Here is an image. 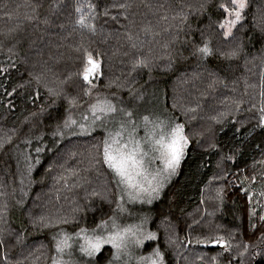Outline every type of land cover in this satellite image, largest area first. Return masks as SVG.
I'll use <instances>...</instances> for the list:
<instances>
[{
  "label": "trees",
  "instance_id": "obj_1",
  "mask_svg": "<svg viewBox=\"0 0 264 264\" xmlns=\"http://www.w3.org/2000/svg\"><path fill=\"white\" fill-rule=\"evenodd\" d=\"M16 1L23 3L24 0ZM27 1L40 7L51 0ZM0 2L2 6H18L14 0ZM92 2L97 6L98 15L92 13L95 18L85 22L94 27L92 30L79 24L74 27V11L69 12L72 7L46 14L43 35L39 36L41 42L37 39L33 45L28 70L15 59L0 55L1 194L6 188L5 195L0 194V264H52L54 257L62 264H138L137 259L142 258H137V254L152 255L154 249L162 254L163 264H172L177 249L163 242L162 219L167 221L169 229L177 230L179 241L185 244L193 234L203 241L192 243L226 241L227 247L192 248L216 253L217 262L213 264H264V220L260 219L264 215V123L257 121L256 113L247 109L251 105L247 93H242L246 105L237 118L229 116L227 105L228 86L236 85L234 79L244 73L248 63L246 54L252 56L264 48V0H246L243 19L233 27L232 34L241 47L236 55H230L238 49L231 40H223L229 37L224 36V29L220 27L230 17L220 5L231 8V0ZM114 6L115 17L105 16ZM4 21L9 19L2 18ZM121 27L124 30L118 33ZM74 28L79 47L76 39L74 42L66 39L64 58L57 61L47 57L56 53L59 41L51 36H64ZM80 30H87L89 35ZM115 32L120 35L114 36ZM206 44L212 47L206 61L202 65L190 64V53ZM84 48L92 51L80 59ZM112 51L118 53L119 59H115L117 55H110ZM89 55L101 67L86 83L81 73ZM34 63L38 67L33 69ZM183 73H193L199 88L206 90L217 77L210 89L213 91L211 114L201 113L197 120L187 122L186 116L173 107L171 83ZM152 83L159 89L161 103L173 123L183 126L188 143L175 172L161 192L149 199L151 202L126 203L127 197L121 195L115 174L103 163L100 152L107 134L119 131L121 123L126 125L123 132L135 133L134 125L128 117L117 115L112 122L104 124V129L102 126L93 130L83 120L87 108L83 116H77L76 110L86 105L95 93L127 103L137 91ZM198 108L201 107L196 105L193 113ZM69 120L78 123L64 128ZM150 120L157 122L159 118ZM80 122L90 126L85 134H80ZM88 159H97L99 163L91 166ZM65 164L81 173L64 171ZM98 171L106 174L107 183H98L102 177ZM55 177L60 178L57 183ZM87 177L82 192L81 183ZM95 187V196H89ZM102 188L110 190L105 198L97 194L106 193ZM208 188H212L213 195H218L214 202H208L213 212L209 217L199 211L203 208L205 212L207 208L208 203L204 205L203 200ZM249 190H256L257 214H261L253 220L248 215ZM60 209L63 216L57 213ZM119 211L126 213L116 217ZM193 212V217L198 218L195 225L188 218ZM59 218L64 221H57ZM126 219L154 233L155 238L138 246L133 243L131 254L128 255L129 249L121 253L125 256L122 260L113 259L116 250L109 244L95 256L83 257L86 254L79 250V236L108 232L113 220L119 225ZM101 221L105 225L97 228ZM81 228L87 231L78 236ZM64 234L72 237L68 240L73 246L65 253H57L54 243ZM73 253L76 255L72 256ZM196 264L208 263L199 260Z\"/></svg>",
  "mask_w": 264,
  "mask_h": 264
},
{
  "label": "rangeland",
  "instance_id": "obj_2",
  "mask_svg": "<svg viewBox=\"0 0 264 264\" xmlns=\"http://www.w3.org/2000/svg\"><path fill=\"white\" fill-rule=\"evenodd\" d=\"M69 1H71V3H69ZM57 2L58 0H51V1H48L46 6H40V7L34 6L31 2L27 0H24L23 3L22 2L17 3V1L14 0V3L15 4L17 3L18 6H2V2H0V55H3L4 57L5 56L10 57L11 60L15 59L18 63H20L24 67L25 70H28L30 67V61L33 58L31 57L32 52L34 50L33 45L36 43L37 39H39V41L41 42V37L39 36L43 35L42 34V24L43 22H45V19L47 22L48 17L46 16V14L51 15L53 12H55L56 14V12H60L61 10H67L69 9V7H72L73 10L70 9L69 12L73 13L74 11V14H75V19L73 20L74 27L77 26L78 24L77 21L80 19L81 15L85 16V22L91 18H95L94 16H91L92 13H95L96 15H98L97 6H94L92 0H60L58 4H56ZM84 4H87V6H85ZM89 5L93 6L91 12L89 11V7H88ZM77 7L81 8V12L76 11ZM94 9L95 11H93ZM108 10H109V14L105 16H108V18H114L115 17L114 16L115 6L111 7ZM2 18H6V19L8 18L9 21L2 22ZM231 18L232 17H228L224 21V23L227 24L228 19H231ZM68 26L69 28L71 27L70 25ZM88 29L92 30L94 29V27L90 25ZM123 30H124V27H121L117 31L119 33V32H122ZM233 31L234 30L232 28L231 34L233 33ZM80 32H84L87 35H89L87 30L85 31L80 30ZM76 33H77V29L74 28L72 30H69V32L64 36L63 35H52L51 36L52 39L54 37H57L59 38V41H58V44H56L55 46L56 53L49 54L47 55V57L52 58L53 60L57 59V61L58 59L64 58V56L62 55L64 54L66 39L71 40V42L72 41L74 42V40L76 39L75 44L79 47L80 42L78 41V37H77L78 33L77 34ZM114 34H115L114 36H117V37L120 35V34L116 35V32ZM228 37L229 38H224L223 40L224 41L231 40V43H234L233 47L237 48L238 51L235 54H230V55H236L238 52L241 51L240 44L239 43L237 44L238 40L236 39L235 34H232L231 36H228ZM104 42L105 41L101 43H104ZM231 43L224 42V44H228V45ZM204 47H207L209 49V52L207 54H204L203 52L199 51L200 49H203ZM204 47L198 49L197 52L195 53H190L189 57L192 58L191 60L192 63L190 64L202 65V63L206 61L207 57L212 51V47L209 44H206ZM74 48L75 46L73 47V49ZM91 51L92 49H88V48L81 49L80 59L84 57V55L89 54ZM114 51H115V48H114ZM114 51H112L110 55L111 56L117 55V58L115 59H119L118 53ZM250 54H246L245 56V58H248L247 59L248 63H247L246 68L245 67L243 68L244 73L238 74L237 77L234 79V81H236V85L232 86V84L231 85L229 84L228 86V90L230 93L229 95L230 98H228L227 100L228 101L227 102L228 113H229V116H232L233 118H237L238 114L242 110H244L245 105H246L244 104V101H242V93H247L246 95L249 96L251 100L250 101L251 105H248L247 109H250V113H256L257 116L255 118L257 121H260L261 117H264V48L258 50L257 53H255L252 56H250ZM184 60L187 62V59L184 58ZM31 67L33 69L34 67L35 68L38 67V63L32 64ZM50 69L51 67L48 68V71H50ZM76 73H77V69H76ZM48 79H50V75ZM197 79L198 78L193 73L190 75L188 73H183L177 76V78L174 79L171 83V88H172L171 91L174 96L172 105L175 109H178L180 112L184 114V116H186L187 119L185 120L187 122H188V119L197 120V118L200 117L201 113H205V116H206L207 114H211L213 111V106H211L213 102V97L210 96L211 94H213V91H211L210 89L212 88V86H215L217 77L213 78L210 81V84H212V86H209V90L208 89L206 90V88L200 89ZM159 93H160L159 89L154 83L149 84L146 88L137 91L127 103H122L118 101L116 98L113 99L111 97L110 98L106 97L103 94L95 93L96 95L92 97V99H90L86 103V105L76 110L77 116H83L84 111L87 108L85 115H88L89 120L85 122L89 123V125L91 124L93 127V130L99 129L98 127H102V126L104 129L105 128L104 124L112 122L116 118L117 115H123V113L119 111L120 109H123L126 112L132 113V116L128 118L131 120V123L134 125L135 128L133 129H135L136 132L131 133V135H129V133L123 132V137L122 138L118 137L117 139L119 140L121 144L125 143L129 139H134V140L142 142V147H144V150L148 152V155L144 158V164H143L145 176H147V179H151L153 174L160 172L158 180L162 184V187L159 188L158 193H155L150 197L148 193H143V192L138 193L135 191V189L127 188L124 184L120 182V178L113 172L116 177L118 190L121 192V195H124L125 197H127L125 201L126 203H128L129 201H133L136 203H142L143 201H147L153 197H156L161 192L163 186H165L169 177L171 176V174H169L167 171H160L161 169H163L164 165H163V162L158 158L159 154L150 150L148 147H146L148 143V138L150 135H157L161 133L162 131L168 132L171 130L172 127L179 125L177 122L173 123L170 114L168 113L167 109L164 107L163 103H161V98H160ZM204 96H205V99L203 100ZM98 100L110 101L113 105H115L118 111L114 115H110L107 119H104L102 121H96L95 123H93L92 118H91V113L89 112V108L92 104H95ZM224 100L225 98L223 99V101ZM87 104L89 105L87 106ZM196 105H199L201 108L196 109L195 110L196 113H193V110L195 109ZM208 107L210 108V110H208ZM198 110H200L199 113H198ZM144 116H148L149 118H152V117L159 118V121L162 122V125H164L165 127H162V128L157 127L156 133H152L153 125L151 123L146 124V122L143 120ZM78 118L79 117H76L75 119L78 120ZM135 120H142V122L137 124ZM159 121L157 122L159 123ZM88 128H90V126H88ZM116 132L117 131H115L112 135H115ZM98 163L99 161L97 162V159L96 161H92V160L90 161L88 159V164L91 166H96ZM63 170L71 171L73 174L81 173L80 171H74L70 169L69 167L66 166V164L63 166ZM97 173H98V176L99 174H102L101 179H98V183L99 184L107 183L106 174L103 171L102 173L99 171ZM145 176L136 175L135 179L138 181H142L145 187H147L148 186L147 179H145ZM87 179L88 177L85 180H83L81 183L82 192H84L83 191L84 185ZM219 179L220 177H218L217 179L215 178L214 181H217ZM58 180H60V178L55 177V183H57ZM96 187L93 188V191L90 192L89 196H92V197L95 196ZM153 187H155V183L153 184ZM103 190L106 193L97 192L100 198H105L110 193L109 189H106V190L103 189ZM5 192H6V188H4V190L2 191V194L0 191V194L4 196ZM133 196H135V199L132 198ZM217 196L213 195L212 188L206 189L204 192V200H203L204 205H206L209 202V200L215 201ZM262 197L264 199V194ZM247 198H248V206H249L248 208L249 218L250 220L256 219L258 216H261V214L259 215L257 214L259 207L257 206L258 200L256 198V190L255 192L249 190V195L247 196ZM140 205H137V208L140 207ZM211 206L212 204L208 203L207 208L205 209V212L203 208L201 210L199 209L198 210L204 215H206L207 217H209L213 215V212L210 210ZM80 210L81 208L78 209V211ZM61 211L62 210L60 209L57 213L61 215ZM119 212L120 213L116 214V217L121 216L123 213H126L125 211L124 212L119 211ZM194 212L191 215H188V218L192 225H195L198 221V218L193 217ZM250 212L254 213V215H250ZM59 219L60 220H57V221H60V222L64 221L63 218L62 219L59 218ZM131 222H132L131 220L126 219L125 222H122V224L120 223L119 225L121 228L135 226V229H139L142 232V235H138L136 238L141 239L143 242L147 240H151V239H144V237L148 236L150 231H148L146 228H141L140 225H136L137 223L135 221L133 223ZM160 222H161L160 223L161 227L165 224L163 226V231H164V236L162 238L163 242L169 248L175 249V250L177 249L175 252L176 259L173 261L172 264H196L197 261L199 260L206 262L208 264H213L217 262L215 261L218 256L216 253H207L206 251H201L199 249H192L193 246H191V244L193 243L191 241H195V242L203 241L201 240L202 238L199 237L197 234H193L192 237L194 239L192 237H189L191 238L189 241H187L189 243L185 244L183 241L181 240L179 241L177 230L175 232V230L173 231L172 228L169 229L167 225L168 224L167 221L162 219ZM100 230L98 232H100ZM108 232L100 233L96 235H106ZM189 235L191 234L189 233ZM63 236H67V234L59 236L57 240L62 239ZM67 237L69 238L70 236H67ZM79 237H80V240L78 244L80 246L83 243V240L81 239V236ZM70 238L72 240V237ZM68 243L70 246H73L70 240H68ZM133 243H135V239H132V242H130L128 245L127 249L130 250L128 255L131 254L130 252H131ZM55 244L56 243H54V247H55ZM138 245L139 244H137V246ZM69 248L65 249L63 253L67 252ZM55 250H56V247H55ZM75 255L76 253H73L72 256H75ZM83 257L90 258L87 255H84ZM136 257L144 258L141 260L137 259L138 264H150V258H154L152 255H144V254H140V255L137 254ZM124 258L125 256L121 254L120 260Z\"/></svg>",
  "mask_w": 264,
  "mask_h": 264
},
{
  "label": "snow or ice",
  "instance_id": "obj_3",
  "mask_svg": "<svg viewBox=\"0 0 264 264\" xmlns=\"http://www.w3.org/2000/svg\"><path fill=\"white\" fill-rule=\"evenodd\" d=\"M231 5V8L226 7L224 4L220 5L224 12L227 13L228 16L232 17L231 19H228L227 24L223 21L220 24V27L224 29L225 37L230 36L232 28L243 19L242 11L246 7V0H231ZM88 7L91 12L93 6L89 5ZM76 11L81 12V8L77 7ZM77 23L83 26H89L85 23V16L83 15L80 16ZM199 51L207 54L209 49L204 47ZM100 67V63L92 59L91 55H89L81 73L83 80L86 83L90 82V77L97 73ZM117 111L118 110L115 105L108 100H98L89 108L93 123L107 119L110 115L117 113ZM119 111L122 112L125 117L132 116L131 112H126L123 109H120ZM83 120L87 121L88 116L85 115ZM143 120L146 124L151 123L153 125L152 133H156L157 127H163L162 122H154L150 120L148 116H144ZM77 123L78 122L75 120L66 121L64 123V128H68L70 124L77 125ZM261 123H264V117H261ZM78 127L80 128V134H85L87 132L88 125L86 123H80L78 124ZM125 127V123H121L120 130L117 131L115 135L109 133L105 136L100 152L103 163L106 164L120 178V182L127 188L135 189L138 193H148L151 197L153 194L158 193L159 188L162 187V184L158 180L160 172L153 174L151 179H147L143 164L144 158L148 155V152L144 150V147H142V142L129 139L125 143L121 144L117 139L118 137H123V130ZM54 135H59V133H54ZM187 143L188 139L183 135V126L176 125L168 132L162 131L157 135H150L146 147L159 154L158 158L164 165L163 169L160 171H167L169 174H173L183 157L184 149ZM136 175L145 176L148 186L145 187L142 181L136 180ZM154 183L155 187H153ZM132 198L135 199V196ZM149 202H151V200H149ZM250 215H254V213L250 212ZM260 219L264 220V215H262ZM105 223V221H101L97 224V228H101V226L105 225ZM86 231V229L81 228L77 232V235L79 236L81 233H85ZM91 231L92 233H95L96 229ZM138 235H142V232L139 229H135V226L121 228L120 225L113 220L111 224V231H109L106 235L92 234L81 236L83 243L80 245L79 250L87 256L92 257L101 252L104 245L110 244L111 247L116 250L113 253V259H119L121 253L124 252L128 248L129 243L132 242V239H135L136 244L143 242L141 239L136 238ZM154 238V233H149L148 236L144 237V239ZM68 239L69 238L67 236H63L62 239L57 240L55 244L57 253H63L65 249L70 247ZM213 243L222 244L227 247V242L223 239L214 240ZM152 256L154 258H150V264H163L162 254L158 249L153 250ZM52 264H62V261L54 257Z\"/></svg>",
  "mask_w": 264,
  "mask_h": 264
},
{
  "label": "water",
  "instance_id": "obj_4",
  "mask_svg": "<svg viewBox=\"0 0 264 264\" xmlns=\"http://www.w3.org/2000/svg\"><path fill=\"white\" fill-rule=\"evenodd\" d=\"M191 246L193 247H197V246H200V247H203V248H210V247H222L223 245L222 244H218V243H213V241L211 242H207V243H193L191 244Z\"/></svg>",
  "mask_w": 264,
  "mask_h": 264
}]
</instances>
